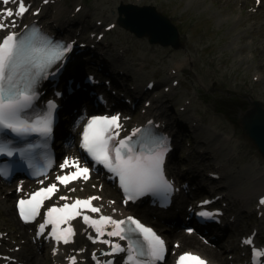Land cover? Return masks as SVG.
<instances>
[{"label":"snow or ice","instance_id":"1","mask_svg":"<svg viewBox=\"0 0 264 264\" xmlns=\"http://www.w3.org/2000/svg\"><path fill=\"white\" fill-rule=\"evenodd\" d=\"M2 2L5 5L10 2L18 3L15 11L12 8L0 10L3 13L0 16V29L14 28V20L9 23H5V20L14 15L22 16L28 10L24 0H2ZM71 48V44H53L47 40L37 47L35 30L31 38L11 31L0 39V129L11 130L16 134L38 132L46 135L51 132V111L41 120L32 123L22 119L21 113L36 97L34 87L38 79L46 77L48 69L56 61L62 60ZM22 68L25 69L23 73H21ZM54 108L55 104L50 101L49 109ZM120 127L119 116L92 117L85 126L82 147L97 163L105 165L119 176L129 200L148 192L170 191L172 186L163 173L164 156L168 151L166 138L147 136L133 142V136L141 132V129H135L132 135L117 139ZM0 153L12 156L13 148L6 142L0 141ZM70 163L75 170L57 176L56 179L60 184L68 185L71 181L80 178L89 179L90 169L80 166L76 160L70 162L66 159L61 168L68 167ZM0 175H7L5 168L0 167ZM56 191L57 185L50 184L31 193L28 199H20L18 202L20 216L25 221L33 220L39 214L43 201L50 199ZM60 199L67 200L68 197L62 196ZM97 199L99 197L92 196L87 199H76L70 204L65 203L62 207L48 208L47 219L39 226L40 232L44 231L47 224H52L54 226L52 235L57 240L68 243L69 237L73 234L72 228L58 229L56 226L82 215L84 222L93 226L100 236L105 234V225L110 224L113 230L107 232L108 236L128 240L127 249L122 248L118 243L111 249L112 253L127 251L128 264H155L156 261L163 260L166 251L164 240L139 220L131 216L123 220H114L111 216L94 219L83 214L82 209L94 213L100 212V208L92 204V201ZM260 203L264 204V198H261ZM200 215L212 216L215 213L202 211ZM129 234H139L143 243L138 246V242ZM103 242L109 243L107 240ZM244 243L251 245L253 241L247 238ZM253 254L257 264H260V258L264 257V249L254 248ZM106 264L112 262L107 261ZM177 264H210V262L197 254L185 252L179 256Z\"/></svg>","mask_w":264,"mask_h":264},{"label":"rangeland","instance_id":"2","mask_svg":"<svg viewBox=\"0 0 264 264\" xmlns=\"http://www.w3.org/2000/svg\"><path fill=\"white\" fill-rule=\"evenodd\" d=\"M116 1L78 0L76 3L87 7L88 11L84 14L86 16H102V12H105V23L113 19L105 10ZM129 1L139 2L123 0L125 3ZM140 2L154 3L157 10L170 18L177 26L181 45L174 47L159 42L150 44L145 37L126 38L133 34L122 26L111 29L106 37L117 40V44L128 41L129 54L145 61L143 71L147 74L160 70L164 75L162 67L167 66L168 69L172 65V58L180 57L188 51L190 60L185 62L181 70L182 88L180 92L172 94L179 95L177 103H184L185 98H188L185 92L189 91V96L193 98V109L202 115L207 127L214 126L222 131H230L236 137L235 142L242 152L240 159L248 168L242 171L239 166L235 176L240 180L247 179L252 171L251 165L257 159L254 152L258 155V163H263L254 144L242 133L240 114L248 108V99L260 98L264 102V5L259 7L256 14L246 18L248 14L241 9L239 0ZM241 14L244 17H240ZM125 33L127 34L124 36ZM249 39H252L251 43L248 42ZM248 48L252 51L251 58L244 56ZM176 97L171 98L176 100ZM169 102L166 100L161 105L165 108V113L170 115L172 111ZM240 109L242 110L238 112ZM201 133L208 134L207 128L203 127L197 134L194 133L191 143L195 150L200 148L196 142ZM183 144L187 146V143ZM180 156L183 165L199 161L198 156L192 159V156L184 155L183 150ZM6 215H3L4 219L13 222L12 217ZM248 219L251 221L250 217Z\"/></svg>","mask_w":264,"mask_h":264},{"label":"water","instance_id":"3","mask_svg":"<svg viewBox=\"0 0 264 264\" xmlns=\"http://www.w3.org/2000/svg\"><path fill=\"white\" fill-rule=\"evenodd\" d=\"M147 8L152 9L153 7L148 6ZM121 9L125 13V17L121 19V23L125 27H129L140 35L146 34L152 40L163 44L178 46V32L176 27L168 17L156 10L155 12V8H153V13L154 15L156 14V21L154 22H150L141 15H138V7L136 6L123 5ZM251 103L249 108L241 114L242 126L248 137L264 156V107L260 105L259 101H252Z\"/></svg>","mask_w":264,"mask_h":264},{"label":"bare ground","instance_id":"4","mask_svg":"<svg viewBox=\"0 0 264 264\" xmlns=\"http://www.w3.org/2000/svg\"><path fill=\"white\" fill-rule=\"evenodd\" d=\"M72 1H74V0H72ZM72 1L71 0H55V2L53 3L55 5V10L51 14V19H50V23L52 24V27L56 28L59 31H63L65 28H67V26L69 24H71V22L73 20L76 19L74 16H71V14L65 12L64 9L62 7H60V6H63V5L65 7H71V5L73 3ZM34 2H36V0H34ZM118 2H120V1L117 0L112 6L108 7L107 10H106V12H108L109 14H112V15L116 16L119 13L118 10H117ZM133 4H134V6L138 7V10H137V14L138 15H141L143 18L147 19L150 22L156 21V18H155L156 14L154 15V13H153L156 9H154V11H153V8L152 7H151L152 9H148L147 8L148 7L147 5H145V4H142L141 5V3H133ZM47 8H44V10H43V16L44 17L47 14ZM156 11L159 12L158 10H156ZM72 12H73V10H72ZM121 12H123L122 9H121ZM46 24H47V22H46ZM64 34L67 35V38L68 39L72 38V36L70 35V33H64ZM76 58H77V55H75L74 59L72 60V67L75 66V59ZM100 58L102 59V61L104 60L102 56H100ZM182 62L183 61H181L179 63H176V66L179 67V64H181ZM170 90H171V88H170ZM159 96H162V95L160 94ZM158 110H159V104L158 103L149 104L145 108V111L146 112H148V113L156 116L157 118L163 119V116H161V113H159ZM77 111H79V109H77ZM218 129L219 130H222L221 128H218ZM223 132L225 133V136H226V134H227L228 131L223 130ZM224 138H227V137H224ZM230 139H232V138H227V140H229V141H230ZM231 146L234 147V144H232ZM237 151H238V148H235L233 150L234 153H236ZM55 157H56V155H53L51 157V163L54 162ZM258 161H259V159L257 157V161L255 160L254 161V164L255 163H258ZM240 166L242 167V171H246L247 168H248L247 164H243V165L241 164ZM42 168H45V167H42ZM260 169L261 170L264 169V166H262V163H261ZM254 174H249V177L250 178H249V181L247 183L244 182L243 184H240L241 192L240 193H237L235 195V197H234L235 200L239 201V204L240 205H243L247 201L248 197L251 196L252 192L260 191V190H262L264 188V181L262 179L257 178ZM26 177H28V176H25L23 178H26ZM5 179H7V178H5ZM108 179H109V177H108ZM231 184L233 185V184H235V182H232ZM232 206H234V205H232ZM232 213H235V211H232ZM9 214H10V216H12V212H11L10 209H9ZM235 215H236V213H235ZM28 222L29 221H26V223H28ZM245 226H246L245 224H238V225L235 226V230L236 231L237 230H242ZM76 238H78V237H76ZM189 238H192V236L189 237ZM257 240H259V239H257ZM41 242H42L41 240H36V244H37L38 247H41V244H42ZM202 249L204 251H208V252L210 251V249H207V248H203L202 247ZM155 264H160V262L157 261Z\"/></svg>","mask_w":264,"mask_h":264}]
</instances>
